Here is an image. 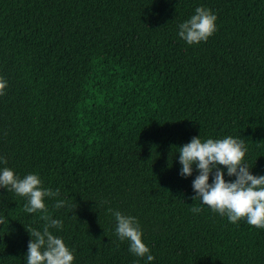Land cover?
<instances>
[{
	"label": "trees",
	"instance_id": "trees-1",
	"mask_svg": "<svg viewBox=\"0 0 264 264\" xmlns=\"http://www.w3.org/2000/svg\"><path fill=\"white\" fill-rule=\"evenodd\" d=\"M198 6L217 30L188 45L178 25ZM0 76V167L60 190L46 214L74 264H145L110 209L138 218L149 264H264V229L195 201L178 152L231 135L264 174V0H0ZM25 202L0 188V264H25L46 223Z\"/></svg>",
	"mask_w": 264,
	"mask_h": 264
},
{
	"label": "clouds",
	"instance_id": "clouds-1",
	"mask_svg": "<svg viewBox=\"0 0 264 264\" xmlns=\"http://www.w3.org/2000/svg\"><path fill=\"white\" fill-rule=\"evenodd\" d=\"M216 30V14L209 8L198 6L194 14L178 25V36L188 45H194L206 42ZM7 83L0 76V96L5 94ZM178 152L181 176L190 177L194 170H198L192 180L195 201L199 200L201 205L226 216L231 223L243 219L251 226L264 229V174L255 175L248 167L245 162L247 148L243 140L231 135L202 139L199 135L178 147ZM6 163L5 157L0 155V164ZM226 175L234 179H226ZM0 188L25 198L24 210L27 213L44 214L46 223L42 228L28 230L31 239L25 264H74V250L50 230L62 229L63 220L46 214L45 198L60 197V190L44 187L39 173L30 172L21 177L7 166L0 167ZM67 204L68 197L58 198L55 207L60 209ZM200 210L195 206L191 208L193 213ZM110 211L116 222L114 231L118 239L127 241L129 251L143 258L145 264L154 261L155 256L144 241L138 218L119 210Z\"/></svg>",
	"mask_w": 264,
	"mask_h": 264
}]
</instances>
